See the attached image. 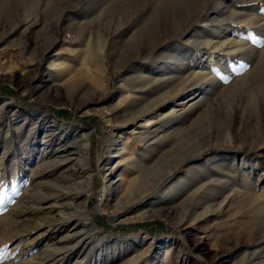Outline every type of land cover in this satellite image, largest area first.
Segmentation results:
<instances>
[{
	"label": "rangeland",
	"instance_id": "rangeland-1",
	"mask_svg": "<svg viewBox=\"0 0 264 264\" xmlns=\"http://www.w3.org/2000/svg\"><path fill=\"white\" fill-rule=\"evenodd\" d=\"M238 22L247 32L235 37L246 36L243 49L248 53L242 54L241 64L221 72L227 67L207 59L208 40L233 38ZM217 25H223L224 35L214 39L208 27ZM263 27L264 0H0V42L15 44L0 47V183L7 182L2 174L20 161L28 177L32 161L39 159L30 146L34 138L29 121L63 135L61 143L46 145L49 150L62 151L67 139L74 141L81 134L89 139L94 183L88 210L105 239L94 248L91 241L55 264H131L134 257H138L134 264H264V35H259ZM98 44L105 49L99 51ZM194 49L201 51L196 58ZM89 50L90 61H98L102 69L97 89L72 83V72L48 68L60 60L85 67L80 63ZM181 56L188 58L184 65L178 60ZM160 72H172L168 83L172 95L185 88L177 102L196 106L151 136L157 141L143 163L145 191L135 195L133 188L117 186L123 174L132 179L137 172H130L121 156L110 161L108 157L122 146V141L114 146L122 130L148 128L154 121L123 125L110 113L127 95L129 82L117 93L123 78L140 83V77ZM216 72L222 79L215 82ZM170 110L165 107L163 112ZM129 139L127 152H133L139 146ZM81 154L78 147L76 157ZM198 154L204 160L223 159L221 168L208 165L201 181L192 183L185 195L160 202L158 192L183 177ZM182 159L187 164L178 167ZM110 164L117 168L109 176L111 190L105 195ZM174 169L178 173L168 178ZM54 178L42 180L40 189L21 181L15 195L5 194L7 184L6 192L0 191V196L5 194L0 204V264L13 253L19 255L15 263L46 256L47 236L64 243L67 232L45 231L37 224L56 222L62 209L77 217L83 214L81 200L56 204L50 198L43 211L28 209V216H21L20 210L35 206L40 197L75 192L86 183L83 177L74 185ZM64 185L69 189L59 191ZM249 190L256 198L248 196ZM11 208L15 210L8 214ZM24 235L29 243L13 251ZM84 236L79 234L78 239Z\"/></svg>",
	"mask_w": 264,
	"mask_h": 264
},
{
	"label": "bare ground",
	"instance_id": "bare-ground-1",
	"mask_svg": "<svg viewBox=\"0 0 264 264\" xmlns=\"http://www.w3.org/2000/svg\"><path fill=\"white\" fill-rule=\"evenodd\" d=\"M252 20L253 19H251L247 24L252 25L251 22ZM240 24L241 22H238L237 25L233 26L232 28L234 29L233 38H227L224 42L219 41L216 43L214 42L212 43L211 40H208L207 59L216 62L217 65H219V67H224V68L227 67L225 69H222V71L220 70L221 72L231 71L233 65H237L245 57L242 56V54L245 55L244 53H248L247 52L248 50L243 49L244 48L243 45L246 42V38H245L246 36H243L241 39L235 37V35L240 32L242 33L247 32L243 27H241ZM222 27L223 25L208 27V29L212 32L213 38L215 35L218 36L224 35L222 32L224 28ZM259 35L260 36L264 35V27L260 29ZM98 41L100 42L99 39ZM10 45H15V44H12L11 41L8 40L7 41L2 40L0 42V47L10 46ZM96 47H98L99 51H103L105 49L103 44H98ZM217 52L220 53L215 55V53ZM92 53H93L92 50L91 51L89 50L86 57L82 59L80 64L85 65V67L82 66L78 67V63L72 61L60 60L58 63H50L48 68H53L58 66L60 67L61 72H68V73L72 72V78H73L72 81H74L72 83L75 84L77 83V85H79L80 87H86L88 89L90 88L92 89V84H93L95 85V89H97V87L100 86L99 72H102V69L98 64V61H94L93 59L90 61V58H88V56H91ZM191 53L193 57L196 58L199 55V53H201V51L194 49ZM233 57L236 59L235 61L233 60ZM186 59L188 58L183 56L178 58V60L181 62L182 65L186 63L185 62ZM160 73L161 74H158V76H155L153 73H149L148 75L142 76L140 77V81H138L140 83H135L134 80H132L133 78L131 80L129 78H123L122 82L119 85V89L117 93L120 92V90H122V87L124 86L125 82H129V85H127V95L124 100L119 101L113 106V111L110 113L115 115V117L120 118V120L118 119V121L121 122L123 125H128L129 123H136L139 119H145L146 122L152 120L154 121L153 126L148 128H141L136 126L135 129L130 133L122 130L121 132L123 134H121L120 138L114 139L115 147L118 146L121 141L123 142L121 144L122 146H120V148L117 149L118 153L112 154L108 157V160L110 161V160H114L117 156H121L123 164L125 166H128L130 172H132V170H135L137 172V175L134 176L132 179L127 178L123 174L121 183L117 186V188H120L121 186L122 187L126 186L128 188L131 187L134 189L135 195L137 193H141L145 191V190L143 191L142 186L144 182L147 181L145 178L146 164L143 163H145L146 160L152 156V153L154 151V144L157 141V139H153V141H151L152 140L151 136L155 134L159 129L163 128L164 126L166 125L168 126L175 121L181 120L182 117H185L188 114V112L194 109V107L196 106V104H193L186 107L187 105L186 106L184 105L185 102L184 103L177 102L179 95L183 92L185 88L180 89L178 92L172 95V90L168 88V83L172 82V72H160ZM219 79H222V77L219 75L218 72H216L215 76H213V80L216 82L219 81ZM161 92L163 94L160 95ZM169 106L171 107V110L164 113L163 112L164 108ZM178 107L181 108L178 109ZM29 123H30L29 132L31 136H33L34 138L30 146L35 148L34 150L38 151L39 159L32 161L33 162L32 167L31 169H29L31 174L28 177L26 175H23L24 163H22V161H20L19 164L10 167L9 168L10 170H8L7 173L2 174L1 176L2 180L4 178H7V182L0 183V191L6 192V184H7L8 189L5 194L15 195L14 193H16L18 189V185L21 181H22L21 183L27 184L28 187H30L29 185L31 184L34 185L36 188L40 189V187L44 186V182L42 180L48 181L50 177L53 176H55L54 179L56 181L68 183L70 185H74L75 180L78 177H83L85 178L84 180H86L85 181L86 183L84 182L85 184L82 189L77 190L75 192L65 191L60 193L59 191H63V189H69L70 187V185L69 186L64 185L58 191L59 193L57 194L50 193L51 195H44L39 198L40 200H38L35 203V206L33 205L25 206V207L22 206L23 208L21 207L22 209L20 210L21 216L27 217L29 214L28 213L29 210L31 212L32 211L35 212L34 210H37L38 212L43 211L45 208V203H47L50 198H53L56 204H58L61 200H67L68 203H74L77 200H81V204L83 205L82 206L83 214L77 217L71 214L70 212H65L62 209L58 212L59 217L57 218L56 222L49 223L47 225L45 222L38 223L37 228L40 229L45 227L46 228L45 231H49L53 229H55L58 232L66 231L67 234L63 236V239H65L66 241L64 243H58L53 241L51 239V236H47L44 242L45 243L44 246L45 248L48 249L49 253L46 256L37 258L36 262H31V260H23L21 261V263L18 262L15 263L14 261L18 259L19 255L17 254V257L16 256L14 257L15 253H13V257H11L9 260H6L3 264H40L49 258L50 260L48 261V264H55L57 262H60L64 257L71 258V255L75 251L85 247L91 241H94L93 243V248H94V246L101 244L105 239L104 235L101 234L99 230L95 227V225L92 223L91 216L88 210V200L93 191V183H94V175L89 165L90 144L88 137L86 136V134H81L76 136L77 138L74 141L73 140L70 141L67 139L64 145L63 146L61 145L63 148L62 151H57L56 149L49 150V147L52 145L53 146L56 145L54 143H56L57 141H59L60 143L62 142L61 139L63 135L61 134L56 136L55 133L51 132L48 129V126H46L45 124H40L38 122H32V121H29ZM60 126L67 127L68 125L66 126L64 124H60ZM41 135H42L41 139L37 141L38 137ZM127 137H128L127 141H123L124 138ZM129 137L134 142L133 144H137L139 146V148L137 150H134L133 152H127V148H129L128 147L129 145L128 140H130ZM39 141H41V143H38ZM47 144H50V146L46 147ZM42 146H44V148H42ZM78 147L81 148L82 154L79 157H76V150ZM34 150L32 149V151ZM139 150L140 153L137 154V151ZM1 158H2L1 162H3L4 155H2ZM29 159L30 158H28V160ZM236 159L237 157L232 159L233 161V164L231 165L232 168L236 166ZM246 159H247L246 156L243 157L242 163H245L244 160ZM193 161H195V164L191 167H188L183 172L185 174L183 177L175 181L172 184V186H168V185L163 186L164 189L158 192L156 198H158L160 202L165 201L169 197H172L171 199L173 200L176 197H181L185 195L186 189L188 187H191L192 183L199 182L201 177H203V175L207 171L208 165H212L215 169H219L221 168L220 162L223 161V159L214 160L212 158H208L204 160L202 159L201 154H198L193 158ZM107 164H109V162ZM183 164H187L186 160L184 159L179 160L178 167H181ZM27 165L30 164L28 163ZM111 166L112 165L110 164V167L108 168L109 173L106 174V176L104 177L105 195H108L109 191L111 190V184L107 183L109 180V176L117 168V166L114 167ZM47 168L50 169L47 170ZM177 173H178L177 169L169 171V173H167L168 178L173 179ZM235 173H237V171ZM153 181H155V183H160V181L157 182L156 179ZM166 182L167 181L165 180L163 182V185ZM28 187L25 189V191L26 190L28 191ZM211 191H214V189H212ZM5 194H2V197H4ZM248 196L255 197L256 192H254L253 190H249ZM20 203H22V201H20ZM3 209L5 208L3 207ZM261 209H264V204L261 207ZM14 210H15L14 208H11L8 211V214H11ZM79 234L85 236L83 238L78 239ZM14 235L9 238L3 239V241H10L11 238L14 237ZM27 243H29V238L26 235H24L20 239V242L16 244L13 251L18 246L26 245ZM137 259L138 257H134V259H132L133 261L131 264H134L137 261Z\"/></svg>",
	"mask_w": 264,
	"mask_h": 264
},
{
	"label": "snow or ice",
	"instance_id": "snow-or-ice-1",
	"mask_svg": "<svg viewBox=\"0 0 264 264\" xmlns=\"http://www.w3.org/2000/svg\"><path fill=\"white\" fill-rule=\"evenodd\" d=\"M3 202V197L2 196H0V203H2Z\"/></svg>",
	"mask_w": 264,
	"mask_h": 264
}]
</instances>
